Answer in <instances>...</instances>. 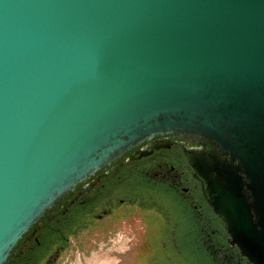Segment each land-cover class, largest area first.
<instances>
[{
  "label": "water",
  "instance_id": "95a60500",
  "mask_svg": "<svg viewBox=\"0 0 264 264\" xmlns=\"http://www.w3.org/2000/svg\"><path fill=\"white\" fill-rule=\"evenodd\" d=\"M159 134L215 147L206 195L264 264V0H0V264Z\"/></svg>",
  "mask_w": 264,
  "mask_h": 264
},
{
  "label": "flooded vegetation",
  "instance_id": "af4514ba",
  "mask_svg": "<svg viewBox=\"0 0 264 264\" xmlns=\"http://www.w3.org/2000/svg\"><path fill=\"white\" fill-rule=\"evenodd\" d=\"M214 149L206 141L175 134L145 140L79 183L48 210L20 241L13 253L22 252L10 264L27 248L36 251L41 245L51 247L44 255L46 264H55L72 236L94 227L108 231L136 216L143 222V232L134 230L133 245L137 239V250L154 247L162 253L163 262L254 264L234 243L224 219L211 205L192 161L197 152L211 154ZM70 227L79 234L67 233ZM132 247L126 250L129 256Z\"/></svg>",
  "mask_w": 264,
  "mask_h": 264
},
{
  "label": "rangeland",
  "instance_id": "374dc122",
  "mask_svg": "<svg viewBox=\"0 0 264 264\" xmlns=\"http://www.w3.org/2000/svg\"><path fill=\"white\" fill-rule=\"evenodd\" d=\"M142 226L141 218L136 216L108 231H99L94 227L81 234L75 233L79 235L72 236L71 243L61 252L55 264H168L163 262L162 253L154 247L137 250L140 243L137 239L133 245L134 230L140 234ZM130 246L132 254L129 256L126 250ZM46 259L43 264H46Z\"/></svg>",
  "mask_w": 264,
  "mask_h": 264
},
{
  "label": "trees",
  "instance_id": "16d2710c",
  "mask_svg": "<svg viewBox=\"0 0 264 264\" xmlns=\"http://www.w3.org/2000/svg\"><path fill=\"white\" fill-rule=\"evenodd\" d=\"M67 233L75 234L76 228L73 229L72 227L68 228L66 231ZM55 236L57 238H63L61 233H56ZM43 243V242H42ZM50 246H39L38 249L35 251L33 249L27 248L23 255H21L17 260L15 261V264H43L44 258L47 251L50 250ZM15 255H12L10 258L11 261L15 258Z\"/></svg>",
  "mask_w": 264,
  "mask_h": 264
}]
</instances>
